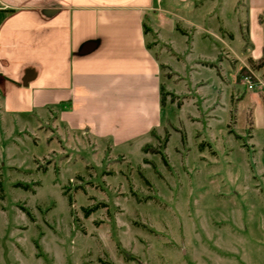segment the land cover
I'll list each match as a JSON object with an SVG mask.
<instances>
[{
  "label": "rangeland",
  "instance_id": "1",
  "mask_svg": "<svg viewBox=\"0 0 264 264\" xmlns=\"http://www.w3.org/2000/svg\"><path fill=\"white\" fill-rule=\"evenodd\" d=\"M162 7L144 20L166 92L152 135L0 108V264H264V68L247 66L264 0Z\"/></svg>",
  "mask_w": 264,
  "mask_h": 264
},
{
  "label": "crops",
  "instance_id": "2",
  "mask_svg": "<svg viewBox=\"0 0 264 264\" xmlns=\"http://www.w3.org/2000/svg\"><path fill=\"white\" fill-rule=\"evenodd\" d=\"M162 3L0 0V108L46 112L68 130L84 126L113 145L152 135L164 65L144 20L154 10L169 13Z\"/></svg>",
  "mask_w": 264,
  "mask_h": 264
},
{
  "label": "trees",
  "instance_id": "3",
  "mask_svg": "<svg viewBox=\"0 0 264 264\" xmlns=\"http://www.w3.org/2000/svg\"><path fill=\"white\" fill-rule=\"evenodd\" d=\"M258 21L259 23L264 22V12L260 13L258 15ZM247 66L250 68L252 71H260L261 69L264 68V47L262 49V54L259 58L253 59L252 57L247 58ZM246 68L243 66L237 73L236 78L239 79L243 73H245ZM247 72V71H246ZM264 78V74H263ZM161 104H164V98L166 95V92L161 87ZM263 109H264V98H263ZM146 150V147L144 148V151Z\"/></svg>",
  "mask_w": 264,
  "mask_h": 264
},
{
  "label": "built area",
  "instance_id": "4",
  "mask_svg": "<svg viewBox=\"0 0 264 264\" xmlns=\"http://www.w3.org/2000/svg\"><path fill=\"white\" fill-rule=\"evenodd\" d=\"M244 79L247 82V88L252 89L253 88V84L248 80V77H245Z\"/></svg>",
  "mask_w": 264,
  "mask_h": 264
}]
</instances>
